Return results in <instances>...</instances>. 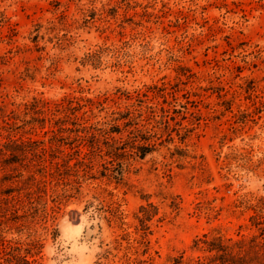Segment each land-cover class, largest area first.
Here are the masks:
<instances>
[{
  "label": "rangeland",
  "instance_id": "1",
  "mask_svg": "<svg viewBox=\"0 0 264 264\" xmlns=\"http://www.w3.org/2000/svg\"><path fill=\"white\" fill-rule=\"evenodd\" d=\"M0 240L264 264V0H0Z\"/></svg>",
  "mask_w": 264,
  "mask_h": 264
},
{
  "label": "trees",
  "instance_id": "2",
  "mask_svg": "<svg viewBox=\"0 0 264 264\" xmlns=\"http://www.w3.org/2000/svg\"><path fill=\"white\" fill-rule=\"evenodd\" d=\"M114 132L116 134H119L120 133L119 128H117V131H114ZM141 156H143V154ZM204 244L207 246V249L209 250V252L215 251L221 254V255H218L219 259L222 258L221 260H223L225 257L229 255L227 254L226 248L221 244H219L216 247L210 244H206V243ZM29 255H30V251L27 248L22 249L19 246H12L9 242H4L0 240V264H34L33 261H30L28 259ZM231 258H233V256H231ZM196 264H209V263L198 261Z\"/></svg>",
  "mask_w": 264,
  "mask_h": 264
}]
</instances>
